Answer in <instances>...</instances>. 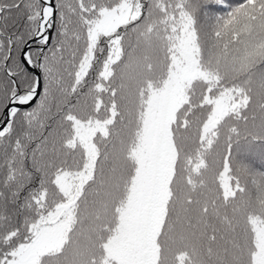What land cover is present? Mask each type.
<instances>
[{
	"label": "snow or ice",
	"instance_id": "1",
	"mask_svg": "<svg viewBox=\"0 0 264 264\" xmlns=\"http://www.w3.org/2000/svg\"><path fill=\"white\" fill-rule=\"evenodd\" d=\"M0 264H264V0H0Z\"/></svg>",
	"mask_w": 264,
	"mask_h": 264
}]
</instances>
